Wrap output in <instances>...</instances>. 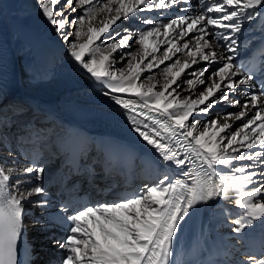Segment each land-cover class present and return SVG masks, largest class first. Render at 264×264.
Returning <instances> with one entry per match:
<instances>
[{
  "label": "snow or ice",
  "instance_id": "snow-or-ice-1",
  "mask_svg": "<svg viewBox=\"0 0 264 264\" xmlns=\"http://www.w3.org/2000/svg\"><path fill=\"white\" fill-rule=\"evenodd\" d=\"M187 2L37 0L77 70L104 89L138 137L182 177L164 175L131 197L83 205L58 223L33 219L34 225L64 230L51 240L63 249L59 264H174L182 222L199 206L219 200L232 199L242 210L231 220L235 233L256 222L264 228V87H256L252 74L240 78L234 55L226 54L239 51L244 22L264 16V0H209L195 16L163 23L145 17L147 30L115 31L141 13ZM213 37L224 44H214ZM161 65L162 80L154 74L144 77L147 83L141 80ZM241 86L249 89L243 100L236 98ZM220 104L236 111L207 118ZM7 118L0 112V129L8 127ZM5 134L0 132V146ZM45 172L39 160L22 169L0 164V264H21L29 209L49 204ZM237 264H264V251L243 254Z\"/></svg>",
  "mask_w": 264,
  "mask_h": 264
},
{
  "label": "bare ground",
  "instance_id": "bare-ground-1",
  "mask_svg": "<svg viewBox=\"0 0 264 264\" xmlns=\"http://www.w3.org/2000/svg\"><path fill=\"white\" fill-rule=\"evenodd\" d=\"M208 2L209 0H188L187 3H181L169 10L144 12L139 14L135 21L118 24L115 31L120 32L124 27H129L134 32L143 30L142 28L148 29L150 25L142 22L145 17L154 23H163L183 15L195 16L204 11V5ZM0 36L10 59L5 72L6 88L0 95V112L8 117L3 121L8 127L0 129V132L6 133L0 146V164L22 169L29 166L33 160H39L46 167L43 179L45 186L47 179L69 154L71 145L83 136L87 143L80 150V156L85 173L76 177L75 181L78 180L83 188L92 193L96 203L118 199L115 196L106 197L107 191L103 190L110 188L112 184H116V187L119 185L122 181L119 173L121 169H133L130 195L126 197H131L145 185L154 184L164 175L173 179L182 178L179 169L174 165H166L155 151L138 137L124 111L102 94L104 89L77 70L68 55L67 43L41 16L37 0H0ZM212 42L221 46L224 44L215 37ZM238 43H248L251 48L264 43V16L252 22H244ZM217 50L223 49L221 47ZM226 54L234 55V62L240 57L236 53ZM119 67L117 64L116 68ZM163 67L164 65H161L152 73L145 71L141 80L147 83L144 77L149 74H154L157 80H162L160 71ZM243 76L240 73V78ZM248 91L245 86H241L236 98L243 100ZM18 96L22 97V101ZM25 102H30L28 107ZM234 111L236 109L227 104H220L207 118L217 113ZM34 118L50 123L43 126L34 125ZM30 120L31 124H22ZM37 139L38 145L35 143ZM7 146H10V150H7ZM9 151L12 152L11 157L8 155ZM90 162L93 165L89 164ZM89 174L91 180L87 179ZM71 178L69 175V180ZM71 184L73 183H70L67 189H71ZM117 190L118 188L113 192ZM59 191L60 195L55 191H47L49 204L46 209H29L25 218V230L28 234L26 264H59L57 255L63 249L53 246L51 240L53 234L57 238L63 235L59 236L54 227L33 224L35 218L47 223L42 212L55 207L57 199H62V191ZM241 211L232 199L202 205L199 211L197 209L182 222L175 237L174 255L182 237L193 225L198 250L210 264H237L243 254L250 252L246 246H250L251 250H260L264 243V228L259 222L240 234L231 233L233 230L227 228ZM221 225L224 226L223 230ZM225 227L227 232L224 231ZM261 250L264 251V248Z\"/></svg>",
  "mask_w": 264,
  "mask_h": 264
},
{
  "label": "rangeland",
  "instance_id": "rangeland-1",
  "mask_svg": "<svg viewBox=\"0 0 264 264\" xmlns=\"http://www.w3.org/2000/svg\"><path fill=\"white\" fill-rule=\"evenodd\" d=\"M81 13H77V14H75V15H73L74 17L75 16H78V15H80ZM143 30H147V28H142ZM149 42H151V38H150V41ZM6 91H8L7 89H6ZM9 91H10V89H9ZM18 98H19V100H21L22 99V97H20V96H18ZM22 101V100H21ZM25 104H26V107H28V105L27 104H30V102L28 103V102H25ZM216 109V108H215ZM36 111V110H35ZM36 116V115H35ZM34 121H35V123H34V125L35 124H38V125H40V126H43V125H46V124H49L50 122H47V123H45V121L44 120H36V118H34ZM31 120L29 121V122H27V121H24V122H22V124H24V125H27V124H31ZM35 143L38 145L39 144V139H37L36 141H35ZM89 164H91V165H93L91 162L89 163ZM114 174H115V172H113ZM87 179L88 180H91V178H90V174H89V176H87ZM88 190V189H87ZM222 226V225H221ZM230 226H232V227H230ZM228 229L230 228L231 230H233V225L231 224H229V226L227 227ZM227 228L225 227V230L224 231H228L227 230ZM221 229L223 230L224 229V226H222L221 227ZM231 233H234V231L232 232L231 231ZM233 246H235V245H233ZM62 252L63 251H61V252H59V254L57 255V261H58V263H59V260H60V258H61V254H62ZM229 253H231V252H229ZM236 254H234V256H235Z\"/></svg>",
  "mask_w": 264,
  "mask_h": 264
}]
</instances>
